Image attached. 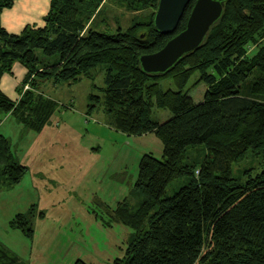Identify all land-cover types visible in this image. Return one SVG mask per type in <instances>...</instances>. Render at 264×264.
I'll use <instances>...</instances> for the list:
<instances>
[{"label": "trees", "instance_id": "obj_1", "mask_svg": "<svg viewBox=\"0 0 264 264\" xmlns=\"http://www.w3.org/2000/svg\"><path fill=\"white\" fill-rule=\"evenodd\" d=\"M15 1L0 0V14ZM104 1L49 0L43 24H26L19 33L0 23V111H20V121L40 129L52 104L36 92L37 83L80 81L103 65V85L88 95L87 111L101 107L116 131L153 133L162 144L160 158L140 157L131 190L141 197L135 209L125 198L114 210L115 219L132 232L122 257L108 264H264V0H225L199 46L162 73L145 72L139 56L157 51L184 29L195 0L173 34L154 28L158 0L128 1L129 11L145 8L146 15L114 33L100 31L91 23ZM15 63L25 70L17 100L1 87ZM193 73L206 86L200 102L185 88ZM29 78L31 88L23 91ZM167 80L171 85L163 88ZM154 107L172 115L153 121ZM199 145L204 158L189 161L188 150ZM248 151L263 157L261 169L245 179L234 177L232 164ZM25 171L0 133V184L18 183ZM178 177L187 182L167 195ZM10 225L28 236L33 231L22 213ZM0 264L20 260L0 244ZM73 264L92 263L76 259Z\"/></svg>", "mask_w": 264, "mask_h": 264}, {"label": "rangeland", "instance_id": "obj_2", "mask_svg": "<svg viewBox=\"0 0 264 264\" xmlns=\"http://www.w3.org/2000/svg\"><path fill=\"white\" fill-rule=\"evenodd\" d=\"M128 1L105 0L91 25L114 33L117 26L126 28L132 18L146 15L145 8L129 11L125 7ZM253 47L249 56L257 49ZM37 55L43 57L40 52ZM104 69L98 65L91 77L76 82H38L36 92L52 104L51 114L40 129L20 121V111H0V133L7 137L14 160L26 167L18 183L0 184V244L16 254L20 264H73L76 259L108 264L125 252L132 229L115 219L114 210L125 198L135 209L141 197L131 190L140 157L151 153L160 158L162 144L153 133L138 136L116 131L101 107L87 111L88 95L103 85ZM24 74L14 92L6 89V79L1 83L16 100L21 94L16 87ZM7 76L13 77V67ZM31 79L24 83L23 91L31 88ZM162 85L169 87L170 80ZM185 88L194 102L203 99L206 86L197 73L189 77ZM171 115L166 108L154 107L151 119L163 122ZM205 153L199 145L188 150L187 158L199 163ZM262 160L261 155L248 151L232 164V175L245 179L261 169ZM186 182L185 177L175 178L166 194L172 195ZM18 213L29 219L30 236L10 225Z\"/></svg>", "mask_w": 264, "mask_h": 264}, {"label": "water", "instance_id": "obj_3", "mask_svg": "<svg viewBox=\"0 0 264 264\" xmlns=\"http://www.w3.org/2000/svg\"><path fill=\"white\" fill-rule=\"evenodd\" d=\"M225 0H195L184 29L174 34L157 51L139 56L141 68L149 73H162L183 54L203 41L212 24L220 17ZM190 0H158L153 17L154 28L173 34Z\"/></svg>", "mask_w": 264, "mask_h": 264}, {"label": "crops", "instance_id": "obj_4", "mask_svg": "<svg viewBox=\"0 0 264 264\" xmlns=\"http://www.w3.org/2000/svg\"><path fill=\"white\" fill-rule=\"evenodd\" d=\"M49 8V0H16L11 8L3 9L0 14L1 25L9 32L19 33L26 24L42 25L43 16ZM25 70L17 63L13 66V77L4 75L6 89L14 92L17 82ZM5 93V89H2ZM8 95V93H6Z\"/></svg>", "mask_w": 264, "mask_h": 264}]
</instances>
